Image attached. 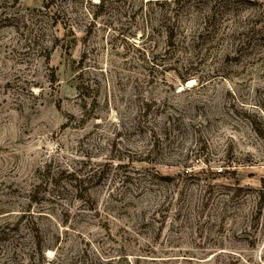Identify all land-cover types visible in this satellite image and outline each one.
I'll use <instances>...</instances> for the list:
<instances>
[{"label":"rangeland","instance_id":"1","mask_svg":"<svg viewBox=\"0 0 264 264\" xmlns=\"http://www.w3.org/2000/svg\"><path fill=\"white\" fill-rule=\"evenodd\" d=\"M0 264H264V0H0Z\"/></svg>","mask_w":264,"mask_h":264},{"label":"bare ground","instance_id":"2","mask_svg":"<svg viewBox=\"0 0 264 264\" xmlns=\"http://www.w3.org/2000/svg\"><path fill=\"white\" fill-rule=\"evenodd\" d=\"M191 81L189 80L187 83L189 84Z\"/></svg>","mask_w":264,"mask_h":264}]
</instances>
